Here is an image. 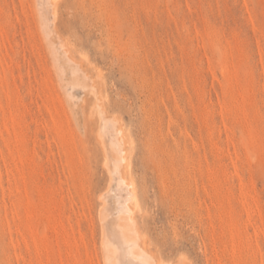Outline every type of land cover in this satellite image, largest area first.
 <instances>
[{"label": "rangeland", "instance_id": "obj_1", "mask_svg": "<svg viewBox=\"0 0 264 264\" xmlns=\"http://www.w3.org/2000/svg\"><path fill=\"white\" fill-rule=\"evenodd\" d=\"M40 1L0 0V264L113 263L103 111L128 134L148 253L264 264V0H58L48 36Z\"/></svg>", "mask_w": 264, "mask_h": 264}, {"label": "bare ground", "instance_id": "obj_2", "mask_svg": "<svg viewBox=\"0 0 264 264\" xmlns=\"http://www.w3.org/2000/svg\"><path fill=\"white\" fill-rule=\"evenodd\" d=\"M57 4H58V0H41L40 3H37V5H39L38 10L40 11V15L42 16V19L43 18L46 19L45 22H43L44 27L43 28L41 27V30L43 33H44V30L51 35L54 32L57 33L56 28L54 26L56 16H57V8H56ZM46 22H48L49 24H47ZM47 33H44V35H47ZM48 43H49V40H48ZM51 46H53V44ZM65 47L66 49L68 48L66 45H63L62 47H60L62 53L58 52L57 49H60L59 47L58 48L51 47L54 51V56L56 57V59L59 58V60L57 59V65L59 66L61 64V66H63V67H60L59 69L61 70L63 69L62 72H65L64 69H67V68L70 69L68 70L69 72L68 74L71 77L72 83H75V86L81 87L84 93L91 92V95L94 96L93 92L91 91V86H92L90 84L91 80L88 81L86 76H84L85 72L81 68L82 65H79V63L76 62L77 60L75 61L74 57L76 55H73L74 57H72L69 54V50H64ZM60 54L65 56L64 60L62 59V57L60 59V56H61ZM76 59H79V58L76 57ZM84 60H87V59H84ZM59 75L61 78V73ZM86 75H89V74L86 72ZM93 82L94 81H92V83ZM69 84L67 85L68 87H69ZM97 88H98V85L96 86V89ZM71 89H69L70 93H67L70 95V98L71 96L73 97V91H74V89H72L73 91H71ZM96 89H94V91ZM66 91L69 92L68 90ZM83 92L81 93V95L83 94ZM97 97L96 98L99 100L101 96L99 95ZM69 100L73 101L71 99ZM99 102L100 101H98L97 104ZM100 104L101 105L103 104V98ZM99 105H97L98 108H99ZM74 107L75 106L73 105V108ZM102 107L103 106H101L100 109H102ZM77 108L78 107H75V109ZM94 109L96 110V108ZM98 110H96L92 114L95 113L96 115V112ZM103 110H105L104 107H103ZM103 112L101 114V117L98 116L100 114L96 115V117H100L99 119L102 118V121H103L102 123L104 127L102 128L101 126V130L99 131L98 138H99L100 144L102 145L103 149L106 152L105 162H106V166L109 169L108 171H110V174L112 177L110 179L111 183L116 184V185L114 184L115 187L113 186V190H111L112 192L109 194V195H112L111 197L112 200L110 198L107 199L108 196H105L104 199H107V202L109 199L113 201L114 195H118V199L116 196V199L118 200V202L113 201V203L115 202L117 203V204L115 203L116 206L112 204L111 201L109 200L110 201L109 203L111 204L108 203L106 208H104V210L101 211V214H102V217H101L102 224L101 225H102L103 235L105 237V240L107 241L106 244L108 247L109 258L113 261V263L111 264H164L163 262L158 261L150 251H149L150 253L149 254L146 248H143V245H142V243H144L143 242L144 236L141 231V228H139L138 226L139 224L138 218H136L137 212L140 213L138 192H137V188L135 187L134 181L132 179H128L130 172L126 171V174L124 173L125 169H129V157H128L129 155L127 151L125 150L126 148L124 147V144H125L124 142L127 143V137L126 139L124 138L125 139L124 141L123 135L126 136L128 134H126V132L124 133V131L122 130L124 129L123 126H122L123 128H119L121 125L120 123L116 124L117 122H115V120L117 121L118 119L114 118L115 120H112L110 119V117L108 118V115L106 116L107 114L106 111L104 113ZM113 157L116 159L115 162L112 161ZM111 163H113L112 167H111ZM114 164L116 165L114 166ZM127 173H128V177H127ZM107 192L109 193V191ZM103 201L105 204L106 203L105 200Z\"/></svg>", "mask_w": 264, "mask_h": 264}]
</instances>
